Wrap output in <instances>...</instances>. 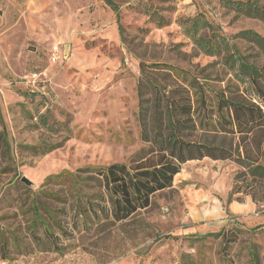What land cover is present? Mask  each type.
<instances>
[{"label": "rangeland", "instance_id": "obj_1", "mask_svg": "<svg viewBox=\"0 0 264 264\" xmlns=\"http://www.w3.org/2000/svg\"><path fill=\"white\" fill-rule=\"evenodd\" d=\"M112 1L119 25L100 0H0V110L10 146V158L0 157V262L177 264L188 255L193 264H251L257 254L264 264V180L249 186L238 161L186 162L150 208L114 225L98 211L103 192L88 171L129 164L148 148L137 119L140 62L244 89L225 58L237 52L262 66L264 55L235 35L264 37V23L224 0ZM195 16L211 26L198 36L216 43L217 56L184 35ZM54 45L65 55L57 62L50 60ZM54 145L60 147L35 157L25 149ZM258 159L264 167V144ZM62 171L78 176V191L46 182ZM214 186L228 190L212 194L218 201L202 194ZM246 200L252 211L230 213L229 203ZM214 205L222 210L213 213Z\"/></svg>", "mask_w": 264, "mask_h": 264}, {"label": "trees", "instance_id": "obj_2", "mask_svg": "<svg viewBox=\"0 0 264 264\" xmlns=\"http://www.w3.org/2000/svg\"><path fill=\"white\" fill-rule=\"evenodd\" d=\"M100 1L111 9L118 24L116 4L112 0ZM224 3L238 15L264 23V0H224ZM186 22L189 25L182 28L184 35L206 55L217 56L220 52L216 43L198 36L201 29L209 30L211 26L200 16ZM235 38L251 44L264 55V37L258 33L244 30ZM228 62L239 82L246 83V88L236 85L219 88L174 66L139 63L137 119L140 138L148 148L129 164L115 163L88 170L95 173L90 179L103 192L98 197L105 205L97 206L103 220L112 225L121 224L150 208L154 196L170 189L182 165L190 161L234 159L247 169L251 179L248 185L261 187L264 167L258 158L259 148L264 144V64L257 67L237 52L225 58V63ZM228 137L227 142L222 140ZM58 147L25 146V149L35 157ZM252 150H257V157L250 155ZM0 157L10 158L1 110ZM50 181L77 191L81 182L77 175L66 171L46 179ZM252 199L261 202L263 195L258 199L252 194ZM258 259L257 254H252L250 263L259 264ZM177 264L193 263L184 255Z\"/></svg>", "mask_w": 264, "mask_h": 264}, {"label": "crops", "instance_id": "obj_3", "mask_svg": "<svg viewBox=\"0 0 264 264\" xmlns=\"http://www.w3.org/2000/svg\"><path fill=\"white\" fill-rule=\"evenodd\" d=\"M66 52H67V49H66ZM60 56H61V57H62V56H65V55H62V50H61V49H60ZM204 161H205V160H204ZM211 161H212V160H211ZM179 175H180V173H178V174L173 178V180H174L177 176H179ZM227 191H228V190H225V189H223V188H221V187L214 186V187H213L212 189H210V190H205L202 194H203V195H207L208 198H210V199H209L210 201H212V200L218 201V199L213 198L212 194H213V193H216V194H218V195L220 196V194H227ZM195 195H199V193H196V192H195ZM218 209H220L219 211L222 210L221 205H219V206L214 205V206H213V213H215L216 211H218ZM228 209H229L230 213H232V215H234V216H238V215L246 214V213L252 211V210L254 209V204L252 203L251 200H246V201L243 202V203L231 202V203H229V205H228ZM214 211H215V212H214ZM209 213H210V211H209ZM219 213H220V212H217V215H218V216L220 215ZM214 215H215V214H214Z\"/></svg>", "mask_w": 264, "mask_h": 264}, {"label": "built area", "instance_id": "obj_4", "mask_svg": "<svg viewBox=\"0 0 264 264\" xmlns=\"http://www.w3.org/2000/svg\"><path fill=\"white\" fill-rule=\"evenodd\" d=\"M50 54H51V57H50L51 62H57L59 60V57H60V48H59V46L58 45H54L51 48ZM0 264H7V263L6 262H0Z\"/></svg>", "mask_w": 264, "mask_h": 264}, {"label": "water", "instance_id": "obj_5", "mask_svg": "<svg viewBox=\"0 0 264 264\" xmlns=\"http://www.w3.org/2000/svg\"><path fill=\"white\" fill-rule=\"evenodd\" d=\"M20 181L24 184L30 185V182L26 178H21Z\"/></svg>", "mask_w": 264, "mask_h": 264}]
</instances>
